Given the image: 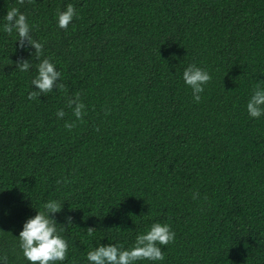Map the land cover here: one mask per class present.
<instances>
[{
    "label": "trees",
    "instance_id": "obj_1",
    "mask_svg": "<svg viewBox=\"0 0 264 264\" xmlns=\"http://www.w3.org/2000/svg\"><path fill=\"white\" fill-rule=\"evenodd\" d=\"M68 4L65 30L56 12ZM12 7L65 90L27 98L38 61L3 30ZM193 63L212 77L199 103L182 76ZM257 84L264 0H0V257L30 264L19 231L56 200L62 264H89L99 244L129 248L154 222L175 240L163 261L136 264H264V115L246 109ZM77 92L85 115L69 131Z\"/></svg>",
    "mask_w": 264,
    "mask_h": 264
},
{
    "label": "clouds",
    "instance_id": "obj_2",
    "mask_svg": "<svg viewBox=\"0 0 264 264\" xmlns=\"http://www.w3.org/2000/svg\"><path fill=\"white\" fill-rule=\"evenodd\" d=\"M33 3L34 0H27ZM17 3L23 5L25 0H17ZM77 16L75 7L68 4L64 10L57 9V24L61 29H67L73 18ZM4 32L12 34L16 32L20 48L30 45L34 49L35 64L37 74L31 80V85L35 90L27 94L29 100H35L41 94H48L53 89L65 90L63 83H58L61 73L49 58L42 57L44 45L33 39L31 28L25 14L20 12L17 7L10 8L4 16ZM16 40V41H17ZM33 54V53H32ZM31 54V55H32ZM16 68L21 72H27L32 67L30 59L20 58L15 62ZM184 83L191 88L194 100L199 103L200 93L204 91V86L208 84L212 77L209 72L198 67L196 64H189L183 71ZM66 106L72 109V115L76 118L74 121H66L64 127L71 131L76 126V121H81L85 115V104L81 100V93L77 92L69 97ZM246 109L252 118H259L264 115V87L257 84L253 87L250 98L247 101ZM58 118H63L66 113L63 109H58L56 113ZM198 193L193 194V198H198ZM62 209L60 202L49 200L43 204L42 211H36L34 216L28 217L23 222L22 230L19 231L18 247L23 253V257L30 264H62L68 258V242L57 229V221L54 215ZM73 225L72 218L66 217V226ZM65 226V225H64ZM94 228L88 227V235L91 236ZM175 232L167 223L154 222L143 233L135 237L134 243L129 248L114 243L99 244L94 249L87 252L89 264H136L140 260L152 262L163 261L165 259L161 246L173 243ZM3 264H8V257H0Z\"/></svg>",
    "mask_w": 264,
    "mask_h": 264
}]
</instances>
